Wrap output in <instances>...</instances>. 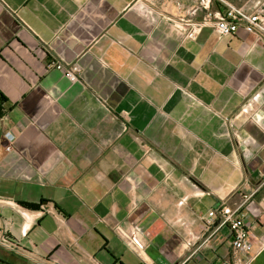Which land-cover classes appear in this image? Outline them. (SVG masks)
Listing matches in <instances>:
<instances>
[{
	"label": "crops",
	"instance_id": "crops-1",
	"mask_svg": "<svg viewBox=\"0 0 264 264\" xmlns=\"http://www.w3.org/2000/svg\"><path fill=\"white\" fill-rule=\"evenodd\" d=\"M259 2L0 0V264H238L223 205L264 264Z\"/></svg>",
	"mask_w": 264,
	"mask_h": 264
},
{
	"label": "built area",
	"instance_id": "built-area-1",
	"mask_svg": "<svg viewBox=\"0 0 264 264\" xmlns=\"http://www.w3.org/2000/svg\"><path fill=\"white\" fill-rule=\"evenodd\" d=\"M211 0H200L203 7L209 9ZM215 19L214 28L221 35L233 33L238 27L245 28L248 32H255L262 29L264 18L262 10L247 11L241 7H235L227 4L223 10L208 12ZM49 68L61 70L70 81H77L78 68L75 64H64L60 60H52L48 64ZM4 136L7 140L5 150L12 148L15 136L10 131H5ZM240 205L229 206L223 205L219 210L221 223L226 224L231 235V249L236 255L235 260L238 264H249L254 255L248 253V245L250 232L242 213H240ZM210 220L208 219L207 222ZM0 245L14 250L16 243L8 236L0 234ZM237 254H244L245 258L238 257Z\"/></svg>",
	"mask_w": 264,
	"mask_h": 264
},
{
	"label": "rangeland",
	"instance_id": "rangeland-1",
	"mask_svg": "<svg viewBox=\"0 0 264 264\" xmlns=\"http://www.w3.org/2000/svg\"><path fill=\"white\" fill-rule=\"evenodd\" d=\"M263 1H261L260 0V2H259V4H258V7H257V9L259 8V9H261L262 10V13H263V18H264V5H263V3H262ZM263 23H264V21H263ZM263 30H264V24L262 25V29L260 30L261 32H263Z\"/></svg>",
	"mask_w": 264,
	"mask_h": 264
},
{
	"label": "trees",
	"instance_id": "trees-1",
	"mask_svg": "<svg viewBox=\"0 0 264 264\" xmlns=\"http://www.w3.org/2000/svg\"><path fill=\"white\" fill-rule=\"evenodd\" d=\"M221 10V9H220ZM24 205H27L28 207H32V208H36L37 205L35 204H29V203H25V202H22Z\"/></svg>",
	"mask_w": 264,
	"mask_h": 264
}]
</instances>
